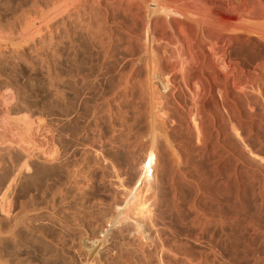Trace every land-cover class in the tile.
Returning <instances> with one entry per match:
<instances>
[{
  "label": "rangeland",
  "instance_id": "374dc122",
  "mask_svg": "<svg viewBox=\"0 0 264 264\" xmlns=\"http://www.w3.org/2000/svg\"><path fill=\"white\" fill-rule=\"evenodd\" d=\"M55 1L58 0H0V39L4 41L0 40V264H126L127 261V264H264V71L261 66L248 77V81L256 82L254 85L249 82L251 89L246 84V90L238 94L226 87V94L231 89L228 94L240 103L236 104L228 94L222 96L224 86L213 87L207 95L209 98L201 104V113L195 112L191 103L192 83H184L178 75L172 78L175 83H171L167 80L168 71L158 75L159 87L165 82L157 87L162 92H149L153 90L150 85L142 87L141 92L139 86L128 88L130 84L119 83L118 76L130 71L129 66L127 71L114 68L120 52L111 47L125 35L116 21L108 26L104 24L105 31L97 37H102L104 42L98 40L101 43L84 44L86 41L74 34L79 28L86 29L84 19H79L82 17L74 19L77 29L65 21L60 24L59 33L53 35L44 15L47 11L43 12L44 8H50L48 2ZM70 1L72 6H83L78 0L76 4ZM71 9L75 11V7ZM29 22L37 28L33 29ZM28 25L32 26L30 30ZM23 27L31 33L26 34L28 30ZM111 28L115 31L110 32ZM32 29L40 31L35 41L32 39L34 42L29 37L36 31ZM26 36L31 44L30 40L24 41ZM105 39L110 44H103ZM48 40L53 43L50 46H56H52L53 50L48 49ZM246 41L233 43L231 48L252 69L257 61H264H261L264 40L252 37V44ZM41 46L47 47L46 50ZM33 57L42 60L40 65ZM105 65L111 66L110 70ZM44 66L49 67L50 74ZM57 69L60 71L56 72ZM143 69L136 74L147 76L148 80L150 73ZM165 79L179 90L175 92L177 87H170ZM100 80L103 86L97 88L96 82ZM251 90H255L251 93L254 96L244 94ZM55 93L58 94L54 96ZM152 94L158 99L153 100ZM235 106L241 108L242 115ZM249 107L255 111L253 120V109ZM229 113L237 115L229 117ZM197 124L202 126L200 132L196 131ZM108 182L110 185L114 182L115 186L110 187ZM130 197L135 198L132 201ZM139 209L145 210L149 222ZM48 225L50 229L46 230ZM15 226L19 227L14 232ZM36 227L41 231L45 228V233L42 232L47 238ZM48 230L52 232L49 234ZM61 234V238L65 235L68 240L65 237L61 240L58 237ZM52 237L66 242V247Z\"/></svg>",
  "mask_w": 264,
  "mask_h": 264
},
{
  "label": "bare ground",
  "instance_id": "6f19581e",
  "mask_svg": "<svg viewBox=\"0 0 264 264\" xmlns=\"http://www.w3.org/2000/svg\"><path fill=\"white\" fill-rule=\"evenodd\" d=\"M44 1V0H43ZM70 1V0H69ZM68 0H58V1H55V2H48V3H51L50 4V8L47 7V5H45L48 10H45V6H41L44 8V12L43 13H46L45 11H47L45 18L46 20H49V28L50 30L52 31V33H54L53 35L56 34V31L59 29L60 30V24L64 23L65 21L67 22H70L68 23L70 26H73L74 29H77L76 25L73 23L74 22V19L77 17H82V18H79V19H84L83 22H85L86 24H84L86 26V29L84 30H75V33L73 31V33L78 36V38H82L83 40H85L86 42H84V44L87 43H94V42H98V43H101L99 42V38L97 39V37L99 35H101V32L102 30H104L105 26L104 24L107 23V26H108V23L112 22V21H116L117 22V25H121L122 26V31L125 33V35L122 37V38H118V42L116 40L117 43L111 44V49L114 47V49L116 48V50H119L118 52L119 53V56L117 57V61L116 62V65L114 68H116L117 70H121L126 68L125 71H127V67L129 66V71L128 74H126V72L124 74V76H118L121 78V80H119L120 82L119 83H122V85L124 84L127 85V84H130L128 86V88L130 86H132L133 88L136 87V86H139V88L141 87V92L143 91L144 88L142 87H146L148 85L151 86V93H153L154 91L156 92V90L160 91L158 88H160L161 86H163L162 84H164L165 82H163L160 87H159V76L160 74H163L165 73V71H168V77H167V80L171 83H175V82H172L174 80H172V78H174L175 75H178V77L184 82V83H192V86L193 87V91L191 92L190 89H192L190 86V91L192 94H191V97H192V100H191V103L192 106L194 109H195V112H200L201 110V104L203 103L204 104V101H206L205 99H207L206 97H208V93L211 91V89L213 87H219V86H224L225 88V93L224 92H220V93H223L225 95L222 94V96H227V94L229 93V91H231V89L228 91L227 90V94H226V87H230V88H233L234 90L238 91V92H234L235 93H238L240 91H244V89L246 88V86L249 84L250 81H248V77L254 72L258 71V69H260V66H261V69H263L264 71V68H262V63H264V59H261L262 63L261 62H256V65H253V68L252 69H249V67H247L242 60H240L238 58V56L236 55L237 53H233V49L231 48V45L233 43H239V42H243V41H246V40H249L250 42V39L252 37H257V39H262L264 40V2L261 3L262 0H76L77 2H81V4L83 5L82 7L79 6H76L74 4L75 3V0H72V3H74L72 5L71 4V1L69 3ZM74 1V2H73ZM264 1V0H263ZM43 4V2H41ZM45 3V2H44ZM47 4V2H46ZM263 4V5H262ZM40 4H38L39 6ZM78 5V3H77ZM72 7H75V11H73L71 8ZM21 8V7H20ZM24 8V7H23ZM46 8V9H47ZM39 9V8H38ZM32 10V8H31ZM35 10V9H34ZM40 10V9H39ZM71 10L73 12H71ZM38 11V10H37ZM22 12V11H21ZM28 12V11H27ZM71 12V13H69ZM26 13V12H25ZM41 13V15L43 14ZM84 14V16H83ZM19 15V14H18ZM41 15H38V18L39 16L41 17ZM44 15H42V21H43V17ZM12 17V16H11ZM17 17V16H16ZM22 18V17H21ZM44 18V19H45ZM20 19V18H19ZM27 19V18H26ZM41 19V18H39ZM3 20V19H2ZM25 20V19H24ZM37 21V18L35 19ZM60 20V21H59ZM20 21V20H19ZM76 21V20H75ZM82 21V20H80ZM41 22V21H40ZM39 22V23H40ZM46 22V21H44ZM43 22V23H44ZM48 22V21H47ZM82 22V23H83ZM114 22V24L116 23ZM1 23V22H0ZM8 23V22H7ZM30 23V24H29ZM29 23H24V24H29V25H32L31 22ZM78 23V22H76ZM81 23V22H80ZM81 23V24H82ZM113 23V22H112ZM111 23V25H112ZM22 24V23H21ZM27 28H29V30L32 28V26H29ZM36 25V24H35ZM38 25V24H37ZM41 25V24H40ZM63 25V24H62ZM66 25V24H65ZM106 25V24H105ZM110 25V24H109ZM116 25V26H117ZM118 25V26H119ZM21 26V25H19ZM25 26V25H24ZM48 27V25H46ZM78 26V24H77ZM82 26V25H81ZM92 26V27H91ZM26 27H23V29L25 28V31H27L28 29ZM79 27V26H78ZM115 27V26H114ZM10 28V27H9ZM34 28H37L36 26L34 27L33 26V29ZM48 28V29H49ZM64 28V26H63ZM62 28V29H63ZM66 28V27H65ZM85 28V27H84ZM107 28V27H106ZM4 29V28H2ZM20 29V28H19ZM32 29V30H33ZM45 29V28H44ZM27 31L25 32L26 34L28 32L31 33V31ZM36 30V29H35ZM33 30V31H35ZM58 30V31H59ZM68 30V29H67ZM16 31V30H15ZM21 31H23L21 29ZM20 31V32H21ZM32 31V32H33ZM57 31V32H58ZM62 31V30H61ZM65 31V30H64ZM107 31V30H106ZM115 30L113 28H111V31L110 32H114ZM120 31V30H119ZM20 32H18V35L20 34ZM23 32V35L25 34ZM40 32V31H39ZM37 30L35 31V33L33 34H29L30 36V39L34 40L36 38V35L37 33ZM67 32V31H66ZM2 33V32H1ZM10 33H13V32H10ZM42 33V32H41ZM50 33V34H52ZM59 33V32H58ZM57 33V34H58ZM62 33V32H61ZM68 33V32H67ZM70 33V32H69ZM105 33V32H103ZM47 34V33H46ZM56 34V35H57ZM107 34V33H105ZM103 34V35H105ZM117 34V33H116ZM12 35V34H11ZM40 34H38L37 36H39ZM63 35V34H61ZM60 35V36H61ZM66 35V34H65ZM68 35V34H67ZM74 35V36H75ZM108 36L110 34H107ZM118 35V34H117ZM6 36V35H5ZM16 36V35H15ZM20 36V35H19ZM28 36V35H27ZM23 37L25 38L24 41H27L29 37ZM47 36V35H46ZM49 36V35H48ZM52 35H50V39ZM64 36V35H63ZM63 36H61L63 38ZM112 36V35H111ZM10 37V36H9ZM2 38V37H1ZM20 38V37H19ZM40 38V37H38ZM72 38V37H71ZM102 38V37H101ZM100 38V39H101ZM110 38V37H108ZM29 39V40H30ZM49 39V37H48ZM55 39H56V36H55ZM54 39V40H55ZM64 39V38H63ZM67 39V38H65ZM69 39V38H68ZM73 39V38H72ZM111 39V38H110ZM2 41V39H0ZM3 40H5L3 38ZM9 40V39H7ZM16 40V39H15ZM21 40H23L21 38ZM28 40V41H29ZM31 40H30V44H31ZM32 40V41H33ZM39 40V39H38ZM43 40H46V39H43ZM99 40V41H98ZM103 41V39H101ZM109 40V39H107ZM6 41V40H5ZM11 41V39H10ZM35 41V40H34ZM33 41V42H34ZM50 40H48V45H49V42ZM53 41V39H52ZM60 41V40H59ZM74 41V40H73ZM113 41V40H112ZM4 43V41H2ZM16 42V41H15ZM19 42V41H18ZM32 42V43H33ZM40 42V41H39ZM38 42V43H39ZM44 42V41H43ZM63 42V41H62ZM104 42V41H103ZM106 39H105V44L106 45ZM247 42V41H246ZM256 42V41H255ZM260 42V40L258 41ZM262 42V41H261ZM7 43V41H6ZM13 43V41L11 42ZM29 43V42H28ZM58 43V41H57ZM61 43V42H59ZM67 43V42H66ZM81 43V42H80ZM96 43V44H98ZM251 43V42H250ZM14 44V43H13ZM17 44V43H15ZM26 44V43H24ZM36 44V43H35ZM46 44V43H45ZM50 44H53V43H50ZM56 44V43H55ZM82 44V43H81ZM80 44V45H81ZM83 44V45H84ZM110 44V42L108 43L107 42V45ZM245 44V42H244ZM252 44V43H251ZM255 44V43H254ZM260 44V43H259ZM7 45V44H6ZM5 45V46H6ZM19 44H17L18 46ZM47 45V46H48ZM57 45V44H56ZM66 45V44H65ZM101 45V44H100ZM240 45H242V43H240ZM246 45V44H245ZM12 46V45H11ZM16 46V45H15ZM14 46V47H15ZM16 46V47H17ZM29 46V45H28ZM40 46V44L38 45ZM54 46V45H49L48 46V49L50 47ZM96 48V45H94ZM98 46V45H97ZM248 46V44H247ZM251 46V45H250ZM35 47V45H34ZM56 47V46H54ZM59 47V46H57ZM62 47V46H61ZM73 47V46H72ZM78 47V46H77ZM88 47H89V44H88ZM93 47V46H92ZM99 48H101L100 46H98ZM243 47V46H241ZM239 47V48H241ZM246 47V46H245ZM42 49L43 46H41ZM47 48V47H46ZM46 48L44 49V51L46 50ZM85 51V47H82ZM87 48V46H86ZM91 48V45L90 47ZM88 48V49H89ZM103 49H106L104 48V46L102 47ZM237 48V47H236ZM249 48V47H248ZM247 48V49H248ZM253 48V47H252ZM18 49V48H17ZM32 49V48H31ZM30 49V50H31ZM36 49V48H35ZM39 49V48H38ZM75 49V48H74ZM81 49V48H80ZM109 49V48H108ZM113 49V50H114ZM232 49V51H231ZM256 49V48H255ZM34 50V49H32ZM53 50V47L52 49ZM59 49H57L58 51ZM64 50V49H63ZM76 50V49H75ZM78 50V49H77ZM76 50V51H77ZM82 50V49H81ZM93 50V48H92ZM102 50V49H100ZM100 50L98 51L97 49V52H100ZM235 50V48H234ZM242 50V49H241ZM261 50V49H260ZM24 51V50H23ZM26 51V50H25ZM42 51V50H41ZM50 52V50H48ZM47 51V52H48ZM55 51V49H54ZM56 51V53H57ZM88 51V50H87ZM91 51V50H90ZM103 51V50H102ZM107 51V50H106ZM237 51H239V49H237ZM31 52V51H30ZM38 52V51H37ZM36 52V54H37ZM53 52V51H52ZM82 52V51H81ZM86 52V51H85ZM89 52V51H88ZM86 52V53H88ZM109 52V51H108ZM106 52V53H108ZM117 52V53H118ZM259 52V51H258ZM32 53V52H31ZM35 53V52H34ZM32 53V54H34ZM63 53V52H61ZM67 53V52H66ZM69 53V52H68ZM91 53V52H90ZM93 53V52H92ZM112 53V51H111ZM114 53V51H113ZM260 53V52H259ZM258 53V54H259ZM17 54V53H16ZM27 54H30L29 52ZM39 54V53H38ZM48 54H52V53H48ZM59 54V53H58ZM73 54V52H72ZM85 54V53H84ZM101 54H104L101 53ZM240 54V53H239ZM13 55V54H12ZM19 55V54H17ZM35 55V54H34ZM57 55V54H56ZM55 55V56H56ZM60 55V54H59ZM99 55V53H98ZM106 55V54H104ZM114 55V54H113ZM113 55L111 57H113ZM246 55V54H245ZM38 56V55H37ZM47 56V54H46ZM67 56V55H66ZM90 56V55H89ZM94 56L95 53H94ZM102 56V55H100ZM261 56V55H260ZM14 57V56H13ZM25 57V56H24ZM27 57V55H26ZM36 57V56H34ZM33 57V58H34ZM43 57H45L43 55ZM49 57V56H48ZM58 57V56H57ZM61 57V56H60ZM76 57V55L74 56ZM91 57V56H90ZM107 58L109 57L108 55L106 56ZM110 57V59H111ZM16 58V57H15ZM19 58V57H18ZM29 58V57H28ZM27 58V59H28ZM37 59L40 58L39 56L36 57ZM34 58V59H36ZM50 58V57H49ZM48 58L49 61H51L50 59ZM53 58V56H52ZM55 58V57H54ZM53 58V59H54ZM83 58V57H82ZM92 58V57H91ZM90 58V59H91ZM93 58H96V57H93ZM102 58V57H100ZM97 57V59H100ZM105 60L106 58L103 57ZM257 58V57H256ZM264 58V56H263ZM13 59V58H12ZM11 59V60H12ZM31 59H32V56H31ZM36 59V60H37ZM43 59V58H42ZM52 59V60H53ZM59 59V58H58ZM74 59V58H73ZM76 59V58H75ZM109 59V58H108ZM259 59V58H258ZM17 60V59H16ZM15 60V61H16ZM23 60V59H22ZM88 60V59H86ZM93 60V59H92ZM102 60V59H101ZM114 60V59H112ZM116 60V59H115ZM257 60V59H255ZM14 61V60H13ZM11 61V62H13ZM39 61H42V60H39ZM38 60V64L40 63ZM44 62L46 61L45 58L43 60ZM48 61V62H49ZM55 61H56V58H55ZM100 61V60H98ZM104 60H102L103 62ZM246 61V60H245ZM22 62V61H21ZM32 62V61H31ZM30 62V64H32ZM52 62V61H51ZM65 62V61H64ZM75 62V61H74ZM114 62V63H115ZM250 62V61H248ZM14 64L16 62H13ZM19 63H20V59H19ZM19 63H16V64H19ZM24 63V62H23ZM33 63H35L33 61ZM42 63V62H41ZM47 63V62H46ZM101 62H99L98 64L100 65ZM104 63V62H103ZM102 63V64H103ZM113 63V64H114ZM44 65V63H42ZM41 64V65H42ZM50 64V63H48ZM54 64V63H53ZM65 64V63H64ZM96 64V63H95ZM255 64V62H254ZM11 65V64H10ZM21 66V64H19ZM33 67L35 66V64H32ZM40 65V64H39ZM55 65V64H54ZM57 65V64H56ZM59 65V63H58ZM70 65V64H69ZM78 65V64H77ZM111 65V64H110ZM264 65V64H263ZM9 66V65H8ZM15 66V65H14ZM38 66V65H37ZM51 66V64H50ZM97 66V65H95ZM94 66V67H95ZM106 66V65H105ZM252 66V65H251ZM255 66V67H254ZM258 66V67H257ZM13 67V66H12ZM41 67V66H39ZM45 67V66H44ZM58 67V66H57ZM66 67V66H65ZM99 67V66H98ZM97 67V69H98ZM107 67V66H106ZM105 67V68H106ZM46 68V67H45ZM47 68L49 69V67L47 66ZM46 68V71L48 72L49 70ZM56 68V67H55ZM54 68V69H55ZM96 68V67H95ZM101 68V67H100ZM103 68V67H102ZM111 68V66H110ZM109 66L106 68V70H110ZM113 68V69H114ZM141 68L143 69H146L149 71L150 74V77L148 78L147 80V76L145 78H143L142 76L140 77V74H138L139 76H137L136 73H139ZM32 69V68H31ZM36 69V68H35ZM44 69V68H43ZM52 69V68H51ZM79 69V68H78ZM115 69V70H116ZM143 69V70H144ZM168 69V70H167ZM114 70V72H115ZM52 71V70H50ZM56 72L58 71L55 70ZM60 71V70H59ZM58 71V72H59ZM105 71V70H104ZM260 71V70H259ZM54 72V74H58ZM69 72V71H68ZM101 72V71H100ZM108 72V71H107ZM117 72V71H116ZM115 72V73H116ZM30 73V72H29ZM50 74V72H48ZM47 73V74H48ZM148 73V72H147ZM146 73V75H147ZM261 73V72H260ZM264 74V72H262ZM261 73V76H263V74ZM52 74V75H54ZM65 74V73H64ZM74 74V73H73ZM87 75V73H85ZM103 74V73H102ZM107 74V73H106ZM110 74V72H109ZM118 74V73H117ZM116 74V75H117ZM143 74V73H142ZM145 74V73H144ZM143 74V76H145ZM257 74V73H256ZM81 75V74H80ZM111 75H114L111 74ZM186 75H189L186 77ZM190 75L192 76V80L188 77H190ZM253 75V74H252ZM260 75V74H259ZM47 76V75H46ZM56 76V75H55ZM59 76V75H58ZM167 76V75H166ZM45 77V76H44ZM49 77V76H48ZM67 77V76H66ZM110 77V75H109ZM161 77V76H160ZM56 78V77H55ZM65 78V77H64ZM63 78V80H64ZM84 78V77H83ZM90 78V77H89ZM100 78V77H99ZM99 78H94L95 80L99 79ZM262 78V77H260ZM51 79V78H50ZM70 79H72L70 77ZM85 79V78H84ZM83 79V81H85ZM119 79V78H118ZM253 79V78H252ZM53 80V79H52ZM60 80V79H59ZM62 80V81H63ZM107 80V79H106ZM109 80V79H108ZM164 80V79H163ZM176 80V79H175ZM178 80V79H177ZM251 80V79H250ZM54 81V80H53ZM58 81V80H57ZM92 81V80H91ZM90 81V82H91ZM118 81V80H117ZM162 81V79H161ZM166 81V79H165ZM51 82V81H50ZM88 82V81H87ZM89 82V83H90ZM95 81L93 80V83ZM167 82V81H166ZM179 82V80L177 81ZM255 82V81H254ZM254 82H250V84L254 83ZM33 83V82H32ZM31 83V84H32ZM53 83V82H52ZM58 83V82H57ZM65 83V82H64ZM86 83V82H85ZM117 83V82H116ZM118 83V84H119ZM168 83V82H167ZM181 83V82H180ZM256 83V82H255ZM254 83V84H255ZM60 85H62L61 81L59 83ZM102 80L100 81H97L96 82V87L97 88H100L102 85ZM247 84V85H246ZM250 84L248 87H250ZM253 84V85H254ZM67 85V84H66ZM70 85V84H69ZM87 85V84H86ZM92 86V84H90ZM107 85V84H106ZM109 85V83H108ZM169 85V83H168ZM175 84H172L171 86H174ZM179 85V84H177ZM187 85V84H186ZM252 86V88H254V86ZM258 85V84H257ZM261 85V84H260ZM263 85V84H262ZM122 86V87H124ZM165 86H167L165 84ZM170 86V85H169ZM170 86V87H171ZM176 86V85H175ZM174 86V87H175ZM181 86V85H180ZM179 86V87H180ZM264 86V85H263ZM82 87V86H81ZM94 87H95V84H94ZM121 87V88H122ZM173 87V88H174ZM177 88H174V91L178 89V86H176ZM183 89V86H181ZM220 87V88H221ZM89 88V87H88ZM117 88V87H116ZM127 88V87H126ZM131 88V87H130ZM147 88V87H146ZM187 88V87H186ZM259 88V87H258ZM35 89V88H34ZM56 89V87H55ZM94 89V88H93ZM124 89V88H123ZM138 89V88H136ZM135 89V90H136ZM149 89V88H148ZM162 89V88H161ZM180 89V90H181ZM215 89V88H214ZM223 89V88H222ZM249 89V88H248ZM251 89V87H250ZM256 89V88H255ZM260 89V88H259ZM61 90H63L61 88ZM101 90V89H100ZM134 90V89H133ZM140 90V89H139ZM173 90V89H172ZM179 90V89H178ZM187 90V89H185ZM217 90V89H216ZM219 90V89H218ZM246 90V89H245ZM253 90V89H252ZM249 92V91H246L244 92V94H251L252 91ZM262 90V89H260ZM263 90H264V87H263ZM58 91V90H57ZM65 91V90H64ZM93 91V90H92ZM103 91V90H102ZM127 91V90H126ZM153 91V92H152ZM213 91V90H212ZM56 92V91H54ZM83 92V91H82ZM101 92V91H100ZM141 92H140V99H141ZM148 92V91H146ZM146 92H145V95H146ZM162 92V91H160ZM176 92V91H175ZM188 92V94H189ZM214 92V91H213ZM249 92V93H248ZM260 92V91H259ZM263 92V91H262ZM51 93V92H50ZM59 93V92H58ZM57 93V94H58ZM66 93V92H65ZM86 93V91H85ZM91 93V92H90ZM131 93H132V89H131ZM130 93V94H131ZM138 93V92H137ZM150 93V94H151ZM216 93V92H215ZM231 93V92H230ZM243 93V92H242ZM256 93V92H255ZM258 93V92H257ZM45 94V93H44ZM55 93L54 96L57 95ZM62 94V93H61ZM60 94V95H61ZM68 94V93H66ZM74 94V93H73ZM80 94V93H78ZM119 94V93H118ZM143 94V93H142ZM148 94V93H147ZM162 94V93H161ZM172 94V93H171ZM210 94V93H209ZM218 94V93H217ZM241 94V93H240ZM262 94V93H261ZM35 95V94H34ZM43 95V94H42ZM64 95V93H63ZM62 95V96H63ZM116 95V94H115ZM128 95V93H127ZM139 95V94H138ZM175 96V94H173ZM190 95V94H189ZM229 95V94H228ZM231 95V94H230ZM229 95V96H230ZM253 95V94H251ZM41 96V95H40ZM68 96V95H67ZM79 96V95H78ZM134 97V95H131ZM150 96V95H149ZM148 96V98H149ZM152 96H155L152 94ZM152 96H151V99H152ZM157 96V95H156ZM155 98H153V100H157L158 96ZM188 96V95H187ZM186 96V97H187ZM214 97L217 95H213ZM221 96V97H222ZM228 96V97H229ZM233 96V95H232ZM239 96V95H238ZM246 96H249V95H246ZM254 96V95H253ZM253 96H249L250 99H252L251 97ZM50 97V96H49ZM65 97V96H63ZM70 97V96H69ZM77 97V96H76ZM83 97V96H82ZM93 97V96H92ZM91 97V98H92ZM98 97V96H97ZM133 97L129 98V99H132ZM176 97V96H175ZM219 97V96H218ZM237 97V96H236ZM242 97V96H241ZM244 97V96H243ZM45 98V97H44ZM59 98V96H58ZM72 98V97H71ZM74 98V96H73ZM138 98V96H137ZM144 98V97H143ZM146 98V96H145ZM144 98V99H145ZM157 98V99H156ZM189 99H191L190 97H188ZM209 98V97H208ZM212 98V96H211ZM232 100L235 98L231 97ZM240 99V97H237ZM245 98V97H244ZM248 98V99H249ZM254 98V97H253ZM52 99V98H51ZM55 99V98H54ZM61 99V97H60ZM67 99V98H66ZM65 99V100H66ZM69 99V98H68ZM67 99V100H68ZM79 98H77L78 100ZM88 99V98H86ZM115 99V98H114ZM120 99V98H119ZM118 99V101H119ZM122 99V97H121ZM124 99V98H123ZM122 99V100H123ZM220 99V98H219ZM224 99V97H223ZM223 99H220V100H223ZM236 99V98H235ZM235 99H234V102H235ZM249 99V100H250ZM46 100V99H45ZM48 100V99H47ZM66 100V101H67ZM76 100V98H75ZM83 100V99H82ZM126 100V98H125ZM135 100V99H134ZM143 100V99H142ZM151 100V101H153ZM181 100V99H180ZM179 100V101H180ZM227 100V99H226ZM229 100V99H228ZM245 100V99H243ZM247 100V98H246ZM245 100V101H246ZM50 101V100H49ZM69 101V100H68ZM84 101V100H83ZM128 101V100H127ZM137 101V100H135ZM150 101V100H149ZM150 101V102H151ZM185 101V100H184ZM231 101V99H230ZM240 101V100H239ZM237 101V102H239ZM254 101L255 102V99L254 100H251V102ZM62 102V101H60ZM86 102V100H85ZM90 102V101H89ZM117 102V101H116ZM121 102V100H120ZM119 102V103H120ZM154 102V101H153ZM190 102V101H189ZM222 102V101H221ZM237 102H235L237 104ZM242 102V101H241ZM244 102V101H243ZM243 102L241 104H243ZM249 103H251L250 101H247ZM52 103V102H51ZM125 103V102H123ZM134 103V101H133ZM181 103H183L181 101ZM206 103V102H205ZM214 103V102H213ZM220 103V102H219ZM226 103V102H225ZM228 103V102H227ZM230 103V102H229ZM240 103V102H239ZM246 103V102H244ZM71 104V103H70ZM73 104V103H72ZM122 104V103H121ZM120 104V105H121ZM127 104V102H126ZM187 104V103H186ZM224 104L221 103V105ZM234 104V103H233ZM234 104V105H236ZM253 104V103H252ZM53 105V104H52ZM55 105V104H54ZM68 105V104H67ZM135 105V104H134ZM139 105V104H138ZM188 105V104H187ZM228 105V104H226ZM246 105V104H245ZM66 106V105H65ZM70 106V105H69ZM133 106V105H132ZM141 106V105H140ZM205 106V105H204ZM203 106V107H204ZM224 106V105H223ZM237 106V105H236ZM235 106V107H236ZM239 106V105H238ZM249 106V104H248ZM251 106V104H250ZM256 106V105H255ZM53 107V106H52ZM183 107V106H182ZM185 107V106H184ZM209 107V106H208ZM218 108V106H215ZM225 107V106H224ZM223 107V108H224ZM231 107V106H229ZM240 107V106H239ZM244 107V105H243ZM254 107V105H253ZM62 108V107H60ZM140 109V107H138ZM192 108V109H193ZM238 110V112L240 111L241 108H238L236 107ZM235 108V109H236ZM248 108V107H247ZM249 108H252V107H249ZM56 109H58L56 107ZM186 109V108H185ZM204 109V108H202ZM207 109V108H206ZM205 109V110H206ZM210 108L207 109V111L209 112ZM234 109V108H233ZM232 109V110H233ZM236 109V110H237ZM246 109V107H245ZM253 109V108H252ZM215 110V109H214ZM226 110V108L224 109ZM230 110V109H228ZM68 111V110H67ZM187 111V110H186ZM189 111V110H188ZM202 111V110H201ZM213 111V110H212ZM231 111V110H230ZM242 111V110H241ZM240 111V112H241ZM245 111V110H243ZM250 111V109L248 110ZM254 109L252 110L251 112V116H252V119L253 120V115L252 113H255ZM64 112V111H63ZM207 112V113H208ZM215 112V111H213ZM212 112V113H213ZM217 112V111H216ZM235 112V111H234ZM239 112V114H240ZM25 113V112H24ZM201 113V112H200ZM198 113V114H200ZM211 113V112H210ZM209 113V114H210ZM211 113V114H212ZM218 113V112H217ZM237 113V112H236ZM247 113V111H246ZM250 113V112H249ZM137 114V113H136ZM209 114L207 115V117H209ZM210 114V115H211ZM238 114V113H237ZM237 114H232V115H237ZM154 115V114H153ZM203 115V114H201ZM200 115V116H201ZM230 113H229V117H230ZM231 115V117H232ZM242 115V114H240ZM133 116V115H132ZM217 116V115H216ZM250 116V114L248 115ZM250 116V118H251ZM136 117V116H135ZM206 117V115H205ZM212 117V116H211ZM210 117V118H211ZM220 117V116H219ZM240 117V116H238ZM134 118V117H133ZM200 118V117H199ZM203 119V118H202ZM205 119V118H204ZM209 119V118H208ZM206 120V119H205ZM24 121V120H22ZM194 121V120H193ZM202 121V120H201ZM196 122V121H195ZM27 123L24 121V124ZM194 123V122H193ZM197 123V122H196ZM204 123V122H203ZM201 124V123H200ZM26 125V124H25ZM195 125V123H194ZM85 126V125H84ZM196 127V126H195ZM202 126H198L197 124V129L196 131L200 132V129H201ZM86 128V127H85ZM209 128V127H208ZM207 128V129H208ZM210 128H213L211 127L210 125ZM215 128V127H214ZM218 128V127H217ZM29 129V128H28ZM194 129V128H193ZM203 129V128H202ZM205 130V129H204ZM218 130V129H217ZM209 131V130H208ZM212 132V131H211ZM214 132V130H213ZM212 132V133H213ZM65 133V132H64ZM207 133V131H206ZM216 133V132H215ZM63 135V134H61ZM100 146V145H99ZM102 146V145H101ZM98 147V146H97ZM103 147V146H102ZM101 147V148H102ZM103 149V148H102ZM92 150V149H91ZM102 151V150H101ZM95 153V152H93ZM92 154V153H91ZM67 163V162H66ZM64 164V163H63ZM62 164V165H63ZM69 164V163H68ZM69 167V166H68ZM62 168V167H61ZM64 168V167H63ZM66 168V167H65ZM63 171V169H62ZM72 170H70L71 172ZM38 172V171H37ZM65 172V171H64ZM67 174V173H66ZM72 175V174H71ZM67 176V175H66ZM75 176V175H74ZM13 177H11V180ZM67 179V178H66ZM68 182V181H67ZM109 183V182H108ZM107 183V184H108ZM114 182H111V185H114L113 184ZM102 184V183H101ZM110 185V183H109ZM110 185V187H111ZM115 186V185H114ZM109 187V186H108ZM216 192V191H215ZM217 193V192H216ZM133 198L135 197H130V199L132 200ZM133 201V200H132ZM79 206V205H78ZM76 207V206H75ZM79 209V208H78ZM140 210V214L145 216L146 215V212L145 210L143 209H139ZM138 210V211H139ZM147 216V215H146ZM145 216V219L146 221L149 222L148 220V217L146 218ZM29 219V218H28ZM14 220V219H13ZM25 220V219H24ZM24 220L23 223H24ZM32 220V219H30ZM35 220V219H34ZM21 221V222H22ZM29 221V220H28ZM33 221V220H32ZM38 221V220H37ZM31 222V221H30ZM34 222V221H33ZM36 222V221H35ZM29 223V222H28ZM38 222H36L37 224ZM41 223V222H40ZM39 223V224H40ZM42 225V224H41ZM44 225V224H43ZM42 225V226H43ZM51 225V224H50ZM8 227V226H7ZM19 227V226H18ZM18 227H14V232H15V229H17ZM32 227V226H31ZM41 227V226H39ZM39 227H36V229H39L38 232L39 233H42L43 234V230H44V233L45 231L49 228V225L47 226H44L46 228L42 229L41 231V228ZM11 231H12V227L10 228ZM8 229V230H10ZM50 229V228H49ZM21 230V229H20ZM23 230V229H22ZM25 230V229H24ZM53 230V229H51ZM50 230V231H51ZM10 231V232H11ZM32 231H35L36 230H32ZM50 231L48 230L47 232L50 234ZM1 232V231H0ZM3 232V231H2ZM7 232V231H5ZM13 232V231H12ZM11 232V233H12ZM13 232V233H14ZM27 232H28V229H27ZM30 232V231H29ZM52 232V231H51ZM55 232V231H54ZM65 232V231H62V233ZM68 232V231H66ZM65 232V233H66ZM4 233V232H3ZM18 233V232H17ZM23 233V232H22ZM47 233V234H48ZM19 234V233H18ZM28 234V233H27ZM26 234V236H27ZM32 234V233H31ZM34 234V233H33ZM32 234V235H33ZM38 234V233H37ZM42 234H39V235H42ZM48 234V235H49ZM67 234V233H66ZM69 234V233H68ZM2 235V233L0 234ZM17 235V234H16ZM31 235V237H32ZM45 235L46 237V234H43ZM47 235V236H48ZM9 236V235H8ZM15 236V234H14ZM12 236V238L14 237ZM23 237L25 236V234L23 233L22 235ZM21 236V237H22ZM28 236H30V234H28ZM50 236V235H49ZM52 236V235H51ZM50 236V237H51ZM59 235L58 237L62 240H65L67 239L65 237V235H63L65 237L61 238ZM19 237V236H18ZM20 237V238H21ZM40 237V236H39ZM44 237V236H43ZM41 237V239L43 238ZM44 237V238H45ZM53 237H54V234H53ZM52 239H56V238H53ZM38 238V237H37ZM36 237L34 239H37ZM47 238V237H46ZM10 239V238H9ZM16 239V238H15ZM14 239V240H15ZM49 240V239H48ZM58 240V243L61 241L59 239H56ZM56 240H53V241H56ZM68 240V239H67ZM66 240V241H67ZM42 242V241H41ZM47 242V241H46ZM52 242V241H51ZM63 242V241H62ZM14 243V242H13ZM61 243V242H60ZM66 244V242H64ZM64 243H61V244H64ZM17 244V243H16ZM45 244V243H44ZM64 244V246L66 247V245ZM14 245V244H13ZM60 244H58L59 246ZM46 246V244H45ZM48 246V245H47ZM50 246V245H49ZM57 246V245H56ZM63 246V245H61ZM63 246V247H64ZM62 247V248H63ZM64 249V248H63ZM66 249V248H65ZM11 251V250H10ZM10 253V252H9ZM14 254V253H13ZM118 259V258H117ZM121 259V258H120ZM4 260V259H3ZM115 262H118V260L116 261V258H114ZM121 261V260H120ZM119 261V262H120ZM122 262V261H121ZM125 262V261H124ZM128 262V261H127ZM126 262V264H127ZM132 261H130L131 263ZM123 264V263H122ZM129 264V263H128ZM133 264V263H132Z\"/></svg>",
  "mask_w": 264,
  "mask_h": 264
}]
</instances>
